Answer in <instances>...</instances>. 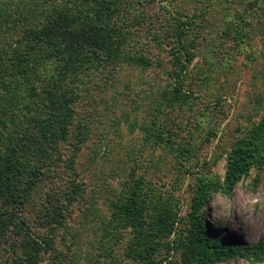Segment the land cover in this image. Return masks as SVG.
Masks as SVG:
<instances>
[{
    "label": "trees",
    "instance_id": "trees-1",
    "mask_svg": "<svg viewBox=\"0 0 264 264\" xmlns=\"http://www.w3.org/2000/svg\"><path fill=\"white\" fill-rule=\"evenodd\" d=\"M151 1L0 0V258L5 264H40L46 255L60 264H86L75 250L70 254L66 249L71 250L68 235L79 236L71 228L79 204L87 201L86 189L78 184L76 159L92 130V111L84 103L95 99L93 90L117 86L123 68L156 66L151 49L166 44L175 87L172 96L164 88L156 92L155 110L160 112L168 100L181 105L191 101L192 95L183 90V73L195 58L188 31L200 28L197 19H204L205 10L193 15L168 11L157 17L164 31L150 28L146 33L143 27L149 26L150 17L145 9ZM206 1L212 6L225 1L230 10L236 9L222 33L237 46L247 43L253 30L250 16L229 0ZM251 1L264 16V0ZM258 104L263 105L261 117H251L236 134L223 179L196 173L187 233L178 230L174 201L151 192L143 175L131 173L110 201L106 227L104 220L88 218L102 239L94 253L85 252L87 263L100 264L102 257L113 256L105 237L117 233L119 240L124 229L130 230L126 256L143 264H150L166 245L180 252L175 264L263 258L264 233L252 246H244L215 236L203 222L214 192L231 194L253 168L264 166V97ZM147 130L164 140L161 131ZM178 150L191 154L190 148ZM88 213L84 211L82 222Z\"/></svg>",
    "mask_w": 264,
    "mask_h": 264
},
{
    "label": "rangeland",
    "instance_id": "rangeland-1",
    "mask_svg": "<svg viewBox=\"0 0 264 264\" xmlns=\"http://www.w3.org/2000/svg\"><path fill=\"white\" fill-rule=\"evenodd\" d=\"M151 2L145 9L150 17L149 22L146 20L149 26L143 27L146 33L150 28L163 32L157 17L168 11L181 9L180 12L193 15L205 10L204 19L201 16L197 19L202 21L200 28L193 33L188 31L187 38L195 58L183 73V90L192 95V102L181 105L168 100L160 112L155 110L156 92L164 88L172 96L175 87L173 74H169L171 57L164 44L151 49L156 66L144 71L123 68L117 86L111 84L93 90L95 99L84 103L92 111V130L77 152L76 166L80 175L78 184L86 189L87 201L83 199L79 204L71 228L79 236L68 235L71 250L66 249L70 254L75 250L82 263L90 264L84 257L85 252L94 253V247H101L102 238L91 230L94 224L91 219L104 220L106 227L110 201L122 183L128 182L131 173L134 177L143 175L151 192L174 201L179 214L178 230L187 233L191 226L189 217L196 173L223 179L226 156L236 134L248 125L251 117L258 120L263 111V105L258 103L264 97V37L261 34L264 16L258 4L251 0H229L230 5L252 19L251 37L241 47L222 33L236 10H230L225 1L213 6L206 0ZM171 81L174 82L171 84ZM147 129L161 131L164 140H158ZM180 146L190 148L191 154H182L178 150ZM84 211L89 213L82 222ZM203 222L215 236L238 240L244 246L257 242L264 233V166L259 170L253 168L231 194L214 192ZM129 231L124 229L119 240L117 233H114L116 239L113 235L105 237L104 242L111 245L113 256L102 257L100 264L103 261L143 264L125 254ZM72 240L75 242L71 243ZM170 240L175 247L178 239L173 235ZM44 258L40 264H60L47 255ZM179 258V250L170 251L166 245L150 264H172L171 261L175 264ZM0 264H5L1 258ZM216 264H264V257L238 256Z\"/></svg>",
    "mask_w": 264,
    "mask_h": 264
}]
</instances>
